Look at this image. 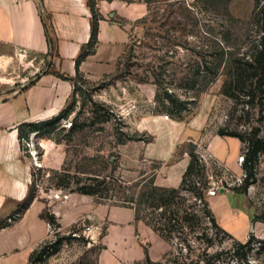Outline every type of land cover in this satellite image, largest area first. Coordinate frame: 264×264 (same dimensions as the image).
<instances>
[{"label":"rangeland","instance_id":"1","mask_svg":"<svg viewBox=\"0 0 264 264\" xmlns=\"http://www.w3.org/2000/svg\"><path fill=\"white\" fill-rule=\"evenodd\" d=\"M144 1L147 12L130 23L114 68L95 79L80 74L64 118L39 132L22 128V147L38 160L30 195L50 202L41 213L50 235L41 244L60 242L34 264H264V152L251 178L242 166L252 132L264 136V101L222 90L228 52L243 51L245 36H254V0ZM184 158L191 172L182 185L186 166L173 183ZM65 172L73 190L105 180L101 194L110 199L57 187ZM154 186L179 191L153 208L141 195ZM211 186L215 197L206 194ZM249 239V248L239 246Z\"/></svg>","mask_w":264,"mask_h":264},{"label":"crops","instance_id":"2","mask_svg":"<svg viewBox=\"0 0 264 264\" xmlns=\"http://www.w3.org/2000/svg\"><path fill=\"white\" fill-rule=\"evenodd\" d=\"M94 1L92 6L89 0H0V264H28L50 235L41 215L50 202L39 192L30 195L34 155L22 147L19 127L65 109L78 73L95 79L110 72L128 47L130 23L147 12L144 0ZM94 13V50L77 62L90 40ZM43 61L45 70L23 88L2 82L22 77ZM43 143L48 156L49 142ZM187 164L184 158L175 166L171 182ZM226 197L232 198L228 192Z\"/></svg>","mask_w":264,"mask_h":264},{"label":"trees","instance_id":"3","mask_svg":"<svg viewBox=\"0 0 264 264\" xmlns=\"http://www.w3.org/2000/svg\"><path fill=\"white\" fill-rule=\"evenodd\" d=\"M248 28L250 31L254 32V36L247 34L245 36L246 49L241 52H228V56L231 58V67L227 79L224 81L222 90L224 94L231 98L247 97V103H252L253 100L259 95V100L264 101V0H254V7L251 12V15L248 20ZM97 24H96V14H93V23H92V32L90 40L87 44L86 50L77 59L79 62L80 59L84 58L89 52L94 50V45L96 44L97 38ZM80 77L78 73L75 78L74 83V94L78 91L77 88V79ZM255 90H257L255 92ZM264 104V103H263ZM184 108H179L182 110ZM68 107L59 112L56 116L51 117L50 119L22 124L19 129V139L21 141L23 134L22 128L29 126L32 131L39 132V126L57 122L61 118H64L67 114ZM109 120V113L103 116L100 119L101 122ZM77 125L75 123L71 124L70 131H75ZM259 129H256L252 132L251 136L247 140V148L244 153L242 166L247 172L249 178L253 175V169L257 163L258 156L260 153L264 152V136H259ZM231 135L238 137L243 140V137L240 133L233 132ZM124 140L120 139V143H123ZM192 161L187 165V168L183 174L181 184L185 182V177L191 172ZM69 174L65 172L64 177H58L55 185L60 188H70L71 180ZM90 183H84L80 186H77L75 190L70 188V191H75L84 195H90L101 200H109V196L102 195L101 192L107 190L105 188V180H98L97 178H90ZM183 189V188H182ZM178 188H166L160 186H154L149 192H143L142 197L145 198L144 202H148L149 207L153 208H165L170 204L172 198L178 193ZM44 217V216H43ZM45 218V217H44ZM48 221L50 223L55 222L54 216H48ZM4 224H0L2 227ZM57 226V225H56ZM58 233V232H57ZM251 244V239L246 243L240 244L241 248H249ZM59 241H54L49 244L46 242L42 245H39L29 256L28 263L34 264L36 262H43L49 256L57 253L59 251ZM240 256L239 258L244 257ZM145 262H151L147 257Z\"/></svg>","mask_w":264,"mask_h":264},{"label":"built area","instance_id":"4","mask_svg":"<svg viewBox=\"0 0 264 264\" xmlns=\"http://www.w3.org/2000/svg\"><path fill=\"white\" fill-rule=\"evenodd\" d=\"M46 68V62L43 61L39 66L36 68H33L29 70L26 74H24L22 77H19L18 79L13 78V77H8L3 83L7 84L13 89H21L28 83H30L32 80H34L42 71H44ZM14 72V69L12 70V73ZM165 118H168V115L165 114ZM35 161V158H34ZM207 196L209 197H214L218 194V187L216 186H211L207 191H206Z\"/></svg>","mask_w":264,"mask_h":264},{"label":"bare ground","instance_id":"5","mask_svg":"<svg viewBox=\"0 0 264 264\" xmlns=\"http://www.w3.org/2000/svg\"><path fill=\"white\" fill-rule=\"evenodd\" d=\"M36 158V157H35ZM36 160V163H38V160H37V158L35 159ZM35 162V161H34ZM38 165V164H37Z\"/></svg>","mask_w":264,"mask_h":264},{"label":"water","instance_id":"6","mask_svg":"<svg viewBox=\"0 0 264 264\" xmlns=\"http://www.w3.org/2000/svg\"><path fill=\"white\" fill-rule=\"evenodd\" d=\"M220 191H221V192H223V191H224V189H223V188H221V189H220Z\"/></svg>","mask_w":264,"mask_h":264}]
</instances>
